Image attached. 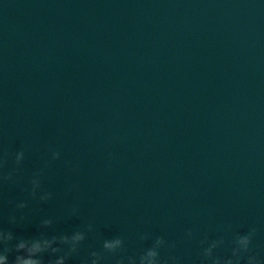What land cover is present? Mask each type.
Listing matches in <instances>:
<instances>
[{
  "label": "water",
  "instance_id": "obj_1",
  "mask_svg": "<svg viewBox=\"0 0 264 264\" xmlns=\"http://www.w3.org/2000/svg\"><path fill=\"white\" fill-rule=\"evenodd\" d=\"M25 145V180L61 156L43 179L54 199L13 230L79 202L55 231L97 232L69 264L117 235L137 253L140 232L192 264L189 228L255 227L264 258V0H0V146Z\"/></svg>",
  "mask_w": 264,
  "mask_h": 264
},
{
  "label": "clouds",
  "instance_id": "obj_2",
  "mask_svg": "<svg viewBox=\"0 0 264 264\" xmlns=\"http://www.w3.org/2000/svg\"><path fill=\"white\" fill-rule=\"evenodd\" d=\"M30 150L31 146L25 145L10 153L0 146V264H69L72 258L79 256L89 235L97 232V226L91 221H85L69 232L55 231V225L61 218L79 216V202L68 205L60 216H42L38 222L40 231L36 235L20 236L13 230L15 226L30 220L29 206L32 202L47 204L54 199V193L45 189L43 179L52 163L60 159L61 153L51 151L43 165L33 170L25 180L20 170ZM111 156L112 153H108V157ZM77 187L73 184L65 191L69 193L77 190ZM5 188L17 189L22 197L5 198ZM5 223L11 227H5ZM218 231L225 229L221 226ZM256 231L255 227H250L243 233L232 232L230 239L226 240L223 235L209 238L207 233L197 237L189 228L184 233V239H195L197 242L198 252L192 264H264V258L252 250ZM137 239L150 243L137 253L125 255L124 236L104 238L99 248H91L80 264H104L109 257L114 258V264H186L184 256L177 254L175 242L148 232L138 233ZM162 250L166 255H161Z\"/></svg>",
  "mask_w": 264,
  "mask_h": 264
}]
</instances>
